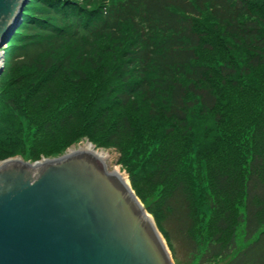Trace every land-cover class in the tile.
<instances>
[{"label": "trees", "instance_id": "obj_1", "mask_svg": "<svg viewBox=\"0 0 264 264\" xmlns=\"http://www.w3.org/2000/svg\"><path fill=\"white\" fill-rule=\"evenodd\" d=\"M4 51L0 151L112 148L170 246L264 264V0H29Z\"/></svg>", "mask_w": 264, "mask_h": 264}, {"label": "water", "instance_id": "obj_2", "mask_svg": "<svg viewBox=\"0 0 264 264\" xmlns=\"http://www.w3.org/2000/svg\"><path fill=\"white\" fill-rule=\"evenodd\" d=\"M28 1L0 0V49ZM149 216L90 151L0 164V264H173Z\"/></svg>", "mask_w": 264, "mask_h": 264}, {"label": "rangeland", "instance_id": "obj_3", "mask_svg": "<svg viewBox=\"0 0 264 264\" xmlns=\"http://www.w3.org/2000/svg\"><path fill=\"white\" fill-rule=\"evenodd\" d=\"M9 43L6 44L4 47H2L0 49V67L3 66V70L2 73L0 75V90L3 86L2 80L4 81V79H6L5 75H3L4 73V67H5V49L8 47ZM27 128V127H26ZM6 138H8V136H5ZM29 137H33V136H29ZM27 141H24L23 146H12L11 148H9L8 150H6V152L0 151V164L4 163L6 161L9 160H20L26 163H41L43 161H46L48 159L60 156V155H64L69 153L70 150H74V149H78L81 146H83L85 143L91 144L96 150L99 151H103L107 154H109V160L108 163H106L112 170L114 168L118 169L119 174L121 175V177L127 179L130 182V177H131V173L128 172V170L120 163V157L119 154L112 148H102L99 147L93 143H91L89 141V139L87 138H83L75 143H73L71 146L66 147L63 150H59V149H50L47 150L46 152H40L39 154L36 155V153L40 150L38 149L36 152H32V150L29 148V144L26 143ZM142 178L139 177V180H141ZM131 185V182L129 183ZM132 188V186H131ZM133 190V189H132ZM135 193V192H134ZM156 191L153 190H149L146 193H143L144 197H146V202H141V204L143 205V207L145 208V210L147 211V213L151 216L153 222L155 223V213H159L158 210V205L156 207ZM155 195V196H154ZM149 209L151 211H149ZM156 225V223H155ZM157 227V226H156ZM206 227V225H204V228ZM158 229V228H157ZM240 228L238 230V234L241 232ZM161 237L164 239L165 244L167 246V249L169 251V254L171 256V259L173 261V264H199L200 261V257L201 255L204 253L205 251V244H203V240L202 242H200V247L198 248V252L196 253V255L194 256H190V255H185L184 251L180 249V247L177 246V244H173L172 246H170L167 242V240L164 238L163 233H161V231L158 229ZM240 234H239V238H240ZM241 240L238 241V246L239 248H242V244H241ZM214 264H224L223 261H218Z\"/></svg>", "mask_w": 264, "mask_h": 264}, {"label": "bare ground", "instance_id": "obj_4", "mask_svg": "<svg viewBox=\"0 0 264 264\" xmlns=\"http://www.w3.org/2000/svg\"><path fill=\"white\" fill-rule=\"evenodd\" d=\"M73 151H90V152H92L95 156H97L100 160H102L105 164L108 163V160H109V157H108V154H107V153H105V152H103V151L96 150L91 144H88V143H85L83 146H81V147L78 148V149H74V150L72 149V150H70L69 153H70V152H73ZM113 171L116 172L119 176H121V175L119 174L118 169L114 168ZM123 179H124V181H125V183H126L127 185H130V184H129L130 182H129L127 179H125V178H123ZM130 186H131V185H130ZM136 197H137V196H136ZM139 201H140V200H139ZM149 218L152 220L151 216H149ZM152 221H153V220H152Z\"/></svg>", "mask_w": 264, "mask_h": 264}]
</instances>
